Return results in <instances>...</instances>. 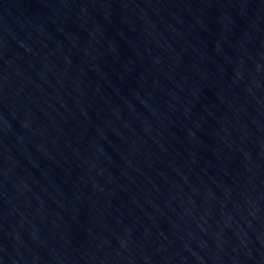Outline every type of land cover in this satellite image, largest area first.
<instances>
[{
    "label": "water",
    "instance_id": "obj_1",
    "mask_svg": "<svg viewBox=\"0 0 264 264\" xmlns=\"http://www.w3.org/2000/svg\"><path fill=\"white\" fill-rule=\"evenodd\" d=\"M0 264H264V0H0Z\"/></svg>",
    "mask_w": 264,
    "mask_h": 264
}]
</instances>
